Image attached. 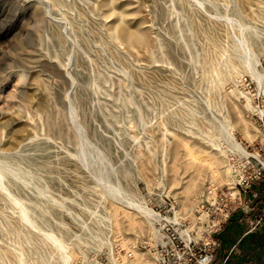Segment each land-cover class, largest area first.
Here are the masks:
<instances>
[{
    "label": "rangeland",
    "instance_id": "rangeland-1",
    "mask_svg": "<svg viewBox=\"0 0 264 264\" xmlns=\"http://www.w3.org/2000/svg\"><path fill=\"white\" fill-rule=\"evenodd\" d=\"M263 112L264 0H0V264L198 256Z\"/></svg>",
    "mask_w": 264,
    "mask_h": 264
},
{
    "label": "crops",
    "instance_id": "crops-1",
    "mask_svg": "<svg viewBox=\"0 0 264 264\" xmlns=\"http://www.w3.org/2000/svg\"><path fill=\"white\" fill-rule=\"evenodd\" d=\"M241 197L243 206L229 216L214 236L217 257L224 258L232 249L229 264H264V224L248 232L245 222L264 206V177Z\"/></svg>",
    "mask_w": 264,
    "mask_h": 264
},
{
    "label": "built area",
    "instance_id": "built-area-1",
    "mask_svg": "<svg viewBox=\"0 0 264 264\" xmlns=\"http://www.w3.org/2000/svg\"><path fill=\"white\" fill-rule=\"evenodd\" d=\"M261 121L263 122L262 128L264 130V112L261 114ZM248 166L252 170V174L250 179L245 183V189L250 188L253 182L259 181L264 177L263 159L261 161L256 160L255 165L250 162ZM228 215L229 211L226 210L222 217L226 219L229 217ZM245 222L249 226L248 232L264 224V206L253 217L247 218ZM167 240V243L156 252L157 257L152 264H213L215 261L216 243L213 239H209L208 243L204 245L205 249L198 256L191 250L189 242L180 239L178 234L175 237L173 235ZM231 253L232 250L218 264H229Z\"/></svg>",
    "mask_w": 264,
    "mask_h": 264
},
{
    "label": "bare ground",
    "instance_id": "bare-ground-1",
    "mask_svg": "<svg viewBox=\"0 0 264 264\" xmlns=\"http://www.w3.org/2000/svg\"><path fill=\"white\" fill-rule=\"evenodd\" d=\"M106 32H107V31H106ZM110 33H111V32H110ZM203 34H204V33H203ZM110 35H111V34H110ZM123 35H124V34H123ZM211 36H212V35H211ZM204 37H205V35H204ZM212 37H213V36H212ZM212 37H211V38H212ZM213 39H215V38H213ZM203 40H204V39H203ZM207 40H209V39H207ZM210 43H211V42H210ZM212 43H213V42H212ZM212 43H211V46L214 44V43H213V44H212ZM206 44H207V42H206ZM213 47H214V46H213ZM205 48H206V47H205ZM209 50H210V48L208 49V51H209ZM209 52H210V51H209ZM224 52H225V51H224ZM206 53H207V51H206ZM209 55H210V53H209ZM206 57H207V56H206ZM229 58H230V57H229ZM229 58H228V59H229ZM228 59H227V62H226V63H227V66H228ZM229 61H230V60H229ZM203 62H204V61H203ZM203 62H202V63H203ZM215 62H216V61H215ZM249 62H250V61L247 62L246 66L248 67V69H251L252 64H249ZM212 63H213V62H211V64H212ZM229 63H231V62H229ZM206 64H208V63H206ZM209 64H210V63H209ZM215 64H216V63H215ZM218 64H219V63H218ZM212 65H213V64H212ZM231 65H232V64H229V66H231ZM237 66H238V65H237ZM237 66H236V67H237ZM210 67H211V66H210ZM236 67H233V66H232V68L229 67V69H231L230 72H229V77H230V76H234L235 74H238L237 71H239V70H237V68H239V66H238L237 68H236ZM241 67H242V65H241ZM225 68H226V67H225ZM209 69H210V68H209ZM226 69H227V68H226ZM214 72H215V71H214ZM226 72H227V71H226ZM209 73H210V72H209ZM218 73H219V74H220V73L223 74V71H222V72L220 71V72H218ZM239 73H240V72H239ZM226 74H227V73H226ZM211 76H212V75H211ZM237 76H238V75H237ZM204 77L206 78L207 76H204ZM226 77H227V76H226ZM224 78H225V77H224ZM227 80H228V79H227ZM229 80H230V79H229ZM224 81H225V80H224ZM222 82H223V81H222ZM185 112H186V111H185ZM185 112H184V113H185ZM188 112H190V111H188ZM185 114H186V113H185ZM185 114H184V115H185ZM246 156H247V155H246ZM141 211H142V214L144 215V218L147 219V220H149V217H153V216H154V218H156V216H155L154 214L151 213V210H147V209H143V210H142V209H141ZM20 247H21V246H20ZM18 253H20V252H18ZM19 255H20V254H19Z\"/></svg>",
    "mask_w": 264,
    "mask_h": 264
}]
</instances>
